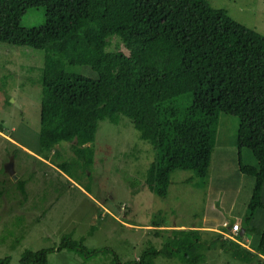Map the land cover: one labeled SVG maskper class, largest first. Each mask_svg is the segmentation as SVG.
I'll return each mask as SVG.
<instances>
[{
	"label": "trees",
	"instance_id": "trees-1",
	"mask_svg": "<svg viewBox=\"0 0 264 264\" xmlns=\"http://www.w3.org/2000/svg\"><path fill=\"white\" fill-rule=\"evenodd\" d=\"M33 6L44 7V22L23 26L21 17ZM111 35L122 49L108 48ZM0 42L44 52L37 78V154L48 159L55 145L67 141L74 154L91 163L98 121L117 123L123 114L152 146L144 183L162 197L175 169L192 170L206 183L219 112L233 114L238 166L253 176L242 222L244 233L251 232L248 246L219 231L204 229L210 232L204 237L201 229L188 227L186 242L167 241L138 258L114 255V260L149 264L148 255L161 253L198 263L204 250L219 246L247 264H264V219L254 222L258 207H264V32L209 0H0ZM243 149L253 162H242ZM55 165L67 173L65 162ZM61 248L83 257L101 249L66 234L56 247L24 249L17 264H46L47 252ZM0 264L15 263L4 256Z\"/></svg>",
	"mask_w": 264,
	"mask_h": 264
},
{
	"label": "rangeland",
	"instance_id": "rangeland-1",
	"mask_svg": "<svg viewBox=\"0 0 264 264\" xmlns=\"http://www.w3.org/2000/svg\"><path fill=\"white\" fill-rule=\"evenodd\" d=\"M209 1L264 32V0ZM43 22V6L30 7L21 17L23 26ZM108 48H123L116 35L109 37ZM43 53L40 48L0 42V123L2 131L15 139L0 133V257L9 256L17 264L24 249L56 247L68 234L82 239L88 248L101 249L88 257L74 249L49 250L46 264H118L114 255L134 259L143 250L160 248L167 241H188L186 228L193 225L215 224L217 229L227 230L223 219L244 222L253 176L239 169L238 149L233 144L237 118L226 111L219 112L206 183L201 184L192 170L175 169L164 197L144 183L152 146L139 137L131 119L123 114L117 123L98 121L91 163L74 154L67 141L55 145L58 153L50 151L47 161L38 157L37 78ZM82 71L95 76L90 68ZM241 153L243 163L253 162L247 149ZM10 160L14 174L6 168ZM49 162H65L68 174ZM261 197L264 203V183ZM263 215L264 207H258L255 224L261 223ZM154 222L162 225H152ZM216 228L210 229L218 231ZM249 234L247 230L239 236L246 246ZM201 235L209 237L210 232L201 230ZM204 253L202 262L190 264H247L219 246ZM146 258L149 264H186L177 256L161 253Z\"/></svg>",
	"mask_w": 264,
	"mask_h": 264
},
{
	"label": "built area",
	"instance_id": "built-area-1",
	"mask_svg": "<svg viewBox=\"0 0 264 264\" xmlns=\"http://www.w3.org/2000/svg\"><path fill=\"white\" fill-rule=\"evenodd\" d=\"M222 225L227 228V230L224 229L219 230L224 237L231 238L242 243V241L238 239V234L240 230V223L238 221H233L230 223H228L227 221H223Z\"/></svg>",
	"mask_w": 264,
	"mask_h": 264
},
{
	"label": "crops",
	"instance_id": "crops-1",
	"mask_svg": "<svg viewBox=\"0 0 264 264\" xmlns=\"http://www.w3.org/2000/svg\"><path fill=\"white\" fill-rule=\"evenodd\" d=\"M0 133L1 134H4L5 136H7V137H9V138H11V140L12 141H14L15 139L14 138H12V137H10V135H8V134H6V133H4L3 131H1L0 130ZM23 148H25L26 150H28V151H30V152H33L32 150H30L29 148H27L26 146H23ZM51 152H53V153H55L56 151H55V148L53 149V150H51ZM50 154V153H49ZM36 155V154H35ZM38 157H40L41 159H43V160H45V161H47L46 160V158H43V157H41V156H39V155H37ZM52 166H54L56 169H58L59 167L57 166V165H55L54 163L52 164L51 162H49ZM81 190L83 191V189H82V187H81ZM106 209H108V208H106ZM109 210V209H108ZM110 211V210H109ZM264 216V215H263ZM263 218V217H262ZM264 219V218H263ZM263 219H261L260 218V220L262 221ZM223 221H227V220H225V219H223L222 220V222ZM232 222L233 221H238L239 222V220H237L236 218H234V220H231ZM231 221H228V223H230ZM260 221V222H261ZM240 223V230L242 229V223L241 222H239ZM193 226H195V227H201L200 229L201 230H204V229H209V230H212V229H210V228H216L217 226L215 225V224H204V225H193ZM244 228V227H243ZM217 229V228H216ZM218 231L220 230V229H217ZM240 230H239V232H240ZM245 231V230H244ZM244 231H243V233H244ZM220 232V231H219ZM250 235V234H249Z\"/></svg>",
	"mask_w": 264,
	"mask_h": 264
},
{
	"label": "water",
	"instance_id": "water-1",
	"mask_svg": "<svg viewBox=\"0 0 264 264\" xmlns=\"http://www.w3.org/2000/svg\"><path fill=\"white\" fill-rule=\"evenodd\" d=\"M6 168L8 169V171L11 174H14L13 164H12V161L11 160L7 163ZM243 231H244V228L242 227V229L240 230L239 234H242Z\"/></svg>",
	"mask_w": 264,
	"mask_h": 264
},
{
	"label": "clouds",
	"instance_id": "clouds-1",
	"mask_svg": "<svg viewBox=\"0 0 264 264\" xmlns=\"http://www.w3.org/2000/svg\"><path fill=\"white\" fill-rule=\"evenodd\" d=\"M239 239V238H238ZM240 240V239H239Z\"/></svg>",
	"mask_w": 264,
	"mask_h": 264
}]
</instances>
